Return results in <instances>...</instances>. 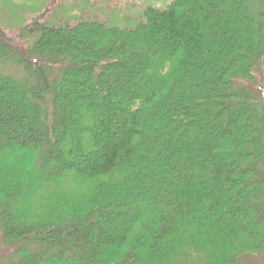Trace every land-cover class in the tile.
Returning <instances> with one entry per match:
<instances>
[{
	"label": "trees",
	"instance_id": "16d2710c",
	"mask_svg": "<svg viewBox=\"0 0 264 264\" xmlns=\"http://www.w3.org/2000/svg\"><path fill=\"white\" fill-rule=\"evenodd\" d=\"M33 1L0 24V264L264 253V0Z\"/></svg>",
	"mask_w": 264,
	"mask_h": 264
},
{
	"label": "rangeland",
	"instance_id": "374dc122",
	"mask_svg": "<svg viewBox=\"0 0 264 264\" xmlns=\"http://www.w3.org/2000/svg\"><path fill=\"white\" fill-rule=\"evenodd\" d=\"M152 1L155 0H56L51 5L48 3V5H50L51 8V17L55 12H61L63 15L66 9H70L72 15L74 11L87 5L88 8H86L84 13L86 16L107 19L113 12L133 18L135 12L141 5ZM34 2L33 0H23V3L20 2V0H0V24L22 23L20 22L21 13H23L24 18L28 20L34 15L33 12H30V7L32 8V6L35 5ZM38 8L39 6L37 9ZM8 24H3V26L9 27ZM247 264H264V253L251 256L247 259Z\"/></svg>",
	"mask_w": 264,
	"mask_h": 264
}]
</instances>
